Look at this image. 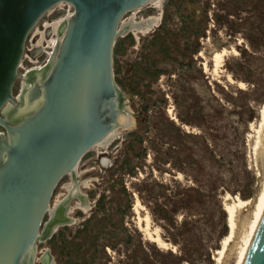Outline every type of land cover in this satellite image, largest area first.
Returning <instances> with one entry per match:
<instances>
[{"label": "rangeland", "instance_id": "rangeland-1", "mask_svg": "<svg viewBox=\"0 0 264 264\" xmlns=\"http://www.w3.org/2000/svg\"><path fill=\"white\" fill-rule=\"evenodd\" d=\"M157 6L125 14L122 24L159 19L144 35L121 34L114 46V80L133 123L82 157L76 183L86 207L76 205L77 196L62 205L73 208L72 219L36 243V259L47 250L54 264L235 261L264 181V0ZM70 12L61 3L39 20L20 75L48 61L44 48L57 39L50 24ZM71 182L70 175L61 179L51 208L68 196ZM227 207L236 234L223 248ZM158 208L169 221L158 218ZM50 219L46 214L41 230Z\"/></svg>", "mask_w": 264, "mask_h": 264}, {"label": "water", "instance_id": "water-1", "mask_svg": "<svg viewBox=\"0 0 264 264\" xmlns=\"http://www.w3.org/2000/svg\"><path fill=\"white\" fill-rule=\"evenodd\" d=\"M150 1L0 0V264H36V243L54 231L44 232L49 220L41 227L56 186L127 125L119 117L125 98L114 80V46L126 33L123 16ZM61 3L71 12L57 29L55 52L44 48L52 62L49 56L20 75L28 37ZM59 219L57 226L71 221ZM37 260L54 264L47 250ZM243 264H264V213Z\"/></svg>", "mask_w": 264, "mask_h": 264}, {"label": "bare ground", "instance_id": "bare-ground-1", "mask_svg": "<svg viewBox=\"0 0 264 264\" xmlns=\"http://www.w3.org/2000/svg\"><path fill=\"white\" fill-rule=\"evenodd\" d=\"M160 2H161V0H152V1H150V3H152L153 5H155L156 7H158L157 5H159L160 4ZM136 10H134V12H135ZM133 12V11H132ZM131 12V13H132ZM159 19V18H158ZM158 19H154V17L153 18H151V19H149V20H147L148 22L147 23H144V24H137V23H135V22H132V23H129L127 26L125 25L124 26V24H122V26H123V29H125V31L126 32H130V31H132V32H134V34L136 35V33H141L142 35H144L146 32H148L149 30H151L152 29V27L155 25V24H157L156 22H157V20ZM63 23V20H57V21H55V22H53L52 24H50L51 25V29H52V31H53V33H55L56 35H57V29H58V27L61 25ZM155 27V26H154ZM134 35V36H135ZM138 35V34H137ZM140 35V34H139ZM136 37V36H135ZM58 41H59V37L57 36V39L54 41V40H49V41H47L48 42V45L49 46H51L52 47V50L55 52V50H56V46H57V43H58ZM50 47V48H51ZM221 53V52H220ZM216 55V54H215ZM50 60H49V62H48V64L47 65H49L51 62H52V59H53V55H51L50 56ZM218 57H216L215 58V61H216V63H218ZM41 67V66H40ZM38 68V67H37ZM31 81V78L30 77H28V80L26 81V82H24L23 83V88H25V87H27L28 85H29V82ZM124 100L125 99H123V101L122 102H124ZM124 104H125V109H124V112H122L121 114H120V116L119 117H121V118H125V120H126V122H127V125H122L123 127H126V126H130V124H132L133 123V117L132 118H130L129 116H131L130 115V113L128 112V108L126 109V104L127 103H125L124 102ZM129 113V114H128ZM260 114H262L261 116L264 118V106L262 107V109H261V112H260ZM118 130V129H117ZM117 130L116 131H113V132H111L109 135H108V138H107V140H106V142L105 143H103V144H99V145H97L96 146V148L97 147H100V148H104V146H107L109 143H110V141L114 138V136H116V133H117ZM122 130V129H121ZM120 130V131H121ZM76 179H77V176H76V170H75V172H74V174L73 175H71V183L70 184H67L65 187H66V189H67V191H68V195H69V197L71 198L72 196H77V200H78V203L76 204L77 206H83V208H85L86 207V200H85V196H84V194H82L80 191H78V184L76 183ZM85 184V186H87V183H84ZM69 197H66L64 200H60L57 204H55L52 208L50 207V212L52 213L53 211H55L56 212V219H53L52 217H51V219H50V221L47 223V225L45 226V229H44V232H48V231H50V229H52V227H56L57 226V224L59 223L60 224V219H59V217H64V219L66 220V221H69L70 219H72V218H70L69 217V212H70V210H72L73 208H70L69 206V208L66 210L62 205L67 201L68 202V199H69ZM243 203V202H242ZM245 203V202H244ZM247 204V203H246ZM61 206H62V208H61ZM78 207V208H79ZM136 208H138V207H136ZM139 209V208H138ZM224 209H226V211L228 212V221H229V226H230V233H229V235L228 236H226L225 237V239H223V242H222V247L224 248L226 245H227V243H229V241H231L230 240V238H233L234 239V237H233V234L235 233L234 232V223H233V217H234V213H233V208L232 207H227V208H224ZM63 210V211H62ZM67 211V212H66ZM72 212V211H71ZM50 213V214H51ZM263 213H264V181H263V188H262V190H261V193H259V195H257V197H256V199H255V202H254V205H253V210H252V212H251V217H249L250 219H249V222H248V224L246 225L247 227H245L246 228V230H244L243 231V233H244V235H240L241 237H242V242H241V245L236 249L237 251L235 252L236 254H235V261H234V263L233 264H243V262H244V260H245V257H246V254H247V252H248V249H249V247H250V244H251V242H252V240H253V238H254V235H255V232H256V230H257V228H258V225H259V223H260V221H261V218H262V216H263ZM49 214V215H50ZM247 219V218H246ZM144 221L146 222V224L145 225H147V222H148V218H145L144 219ZM245 222H246V220H245ZM147 227V226H146ZM57 228V227H56ZM55 228V229H56ZM244 228V229H245ZM147 229V228H146ZM144 231H145V229H144ZM236 234V233H235ZM155 242H158V244H161V241L159 240V238L157 237V238H155ZM239 241V240H238ZM233 243H234V241H233ZM238 243V242H237ZM222 248V249H223ZM46 251V250H45ZM221 256V255H220ZM234 258V257H233ZM39 260V259H38ZM36 261H37V259H36Z\"/></svg>", "mask_w": 264, "mask_h": 264}, {"label": "trees", "instance_id": "trees-1", "mask_svg": "<svg viewBox=\"0 0 264 264\" xmlns=\"http://www.w3.org/2000/svg\"><path fill=\"white\" fill-rule=\"evenodd\" d=\"M158 213H160V214H158V218L159 219H162V220H165V221H169V217L166 214L165 210L158 208Z\"/></svg>", "mask_w": 264, "mask_h": 264}, {"label": "flooded vegetation", "instance_id": "flooded-vegetation-1", "mask_svg": "<svg viewBox=\"0 0 264 264\" xmlns=\"http://www.w3.org/2000/svg\"><path fill=\"white\" fill-rule=\"evenodd\" d=\"M129 23H132V21H129L128 23H125L124 26H125V25L127 26ZM35 49H36V48H33L32 52H30V56H31L32 58H34V57L37 56L36 53H34ZM44 51H45V50H44ZM28 53H29V50H28ZM135 115L137 116V115H138V112H137Z\"/></svg>", "mask_w": 264, "mask_h": 264}]
</instances>
